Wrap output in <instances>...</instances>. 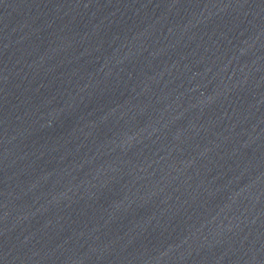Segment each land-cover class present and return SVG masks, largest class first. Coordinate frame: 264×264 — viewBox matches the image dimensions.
Returning <instances> with one entry per match:
<instances>
[{"label": "water", "instance_id": "95a60500", "mask_svg": "<svg viewBox=\"0 0 264 264\" xmlns=\"http://www.w3.org/2000/svg\"><path fill=\"white\" fill-rule=\"evenodd\" d=\"M0 264H264V0H0Z\"/></svg>", "mask_w": 264, "mask_h": 264}]
</instances>
